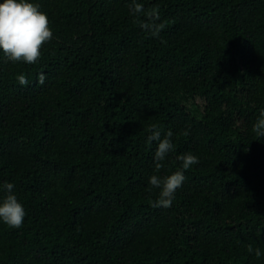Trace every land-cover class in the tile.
<instances>
[{"label": "trees", "instance_id": "16d2710c", "mask_svg": "<svg viewBox=\"0 0 264 264\" xmlns=\"http://www.w3.org/2000/svg\"><path fill=\"white\" fill-rule=\"evenodd\" d=\"M138 2L38 0L53 33L40 56L0 54V182L26 213L0 222V264H264V137L251 129L264 0ZM152 9L155 37L140 27ZM152 124L173 133L160 169ZM187 151L198 162L154 206L147 177Z\"/></svg>", "mask_w": 264, "mask_h": 264}, {"label": "clouds", "instance_id": "9594fccd", "mask_svg": "<svg viewBox=\"0 0 264 264\" xmlns=\"http://www.w3.org/2000/svg\"><path fill=\"white\" fill-rule=\"evenodd\" d=\"M130 11L140 13L144 11L143 4L138 0H132ZM147 19L140 22V27L146 30L147 34L155 37L159 35L164 27L159 20L160 13L156 9L145 12ZM52 29L49 27L47 14L40 8L38 0H0V54L10 61H24L32 63L40 56V46L52 38ZM253 133L257 137H264V107L260 108L251 125ZM187 134V129L184 130ZM172 130L167 129L161 133L158 125L149 126L146 143L151 145L153 141L156 146L153 151V167H163L162 161L168 153L174 151V144L171 139ZM175 159L180 162L179 167L167 174H150L147 177L148 188H156L157 193L153 200L154 206L168 207L172 203L174 193L184 180V170L189 169L198 162V156L191 151L176 153ZM14 184L11 181L0 182V222L12 227H19L25 217V208L17 199L13 191ZM259 255V249L253 250Z\"/></svg>", "mask_w": 264, "mask_h": 264}]
</instances>
